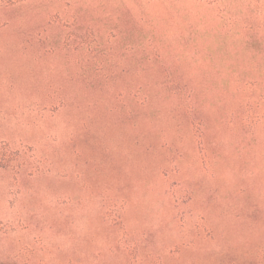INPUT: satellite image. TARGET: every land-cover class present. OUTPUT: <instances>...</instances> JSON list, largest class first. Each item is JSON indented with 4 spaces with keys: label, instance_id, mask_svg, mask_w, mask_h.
Here are the masks:
<instances>
[{
    "label": "rangeland",
    "instance_id": "1",
    "mask_svg": "<svg viewBox=\"0 0 264 264\" xmlns=\"http://www.w3.org/2000/svg\"><path fill=\"white\" fill-rule=\"evenodd\" d=\"M264 264V0H0V263Z\"/></svg>",
    "mask_w": 264,
    "mask_h": 264
},
{
    "label": "trees",
    "instance_id": "2",
    "mask_svg": "<svg viewBox=\"0 0 264 264\" xmlns=\"http://www.w3.org/2000/svg\"><path fill=\"white\" fill-rule=\"evenodd\" d=\"M0 264H10V263H7V262H1Z\"/></svg>",
    "mask_w": 264,
    "mask_h": 264
}]
</instances>
